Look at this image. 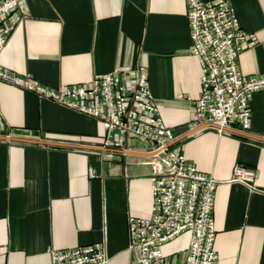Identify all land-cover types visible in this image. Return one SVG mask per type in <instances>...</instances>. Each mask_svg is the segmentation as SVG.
I'll return each mask as SVG.
<instances>
[{
    "label": "crops",
    "instance_id": "obj_1",
    "mask_svg": "<svg viewBox=\"0 0 264 264\" xmlns=\"http://www.w3.org/2000/svg\"><path fill=\"white\" fill-rule=\"evenodd\" d=\"M24 1L26 19L0 54L2 67L58 88L144 66L174 141L204 125L195 122L202 69L190 51L186 0ZM229 2L257 38L238 66L247 76L264 74V0ZM250 108L248 132L219 134L210 126L171 147L220 182L217 264H264V142L239 135L262 138L264 92L253 95ZM0 135L102 147L105 131L94 117L0 82ZM152 148L132 140L123 150L143 153L136 156L0 140V264H52L54 248L96 243L104 244L109 264H139L128 247L129 217H151ZM235 165L255 171L258 191L229 182ZM190 240L185 233L164 245L165 264H184Z\"/></svg>",
    "mask_w": 264,
    "mask_h": 264
},
{
    "label": "built area",
    "instance_id": "obj_2",
    "mask_svg": "<svg viewBox=\"0 0 264 264\" xmlns=\"http://www.w3.org/2000/svg\"><path fill=\"white\" fill-rule=\"evenodd\" d=\"M186 4L190 51L202 69L195 122L212 123L219 134L226 128L248 132L250 102L255 93L264 92V74L244 75L238 58L257 38L242 28L229 0H186ZM24 7V0H0V54L26 19ZM125 73L116 69L86 83L53 88L0 65V82L98 119L105 131L101 146L106 149H127L132 140L153 144L151 153L156 154L149 162L152 214L147 219L129 217V249L137 250L139 264H165L164 245L190 233L184 264H217L213 206L220 182L196 168L183 152L167 147L175 134L160 114L146 67ZM232 171L230 183L258 191L255 171L243 165H235ZM89 175L95 176L91 169ZM50 256L52 264H109L103 243L54 248Z\"/></svg>",
    "mask_w": 264,
    "mask_h": 264
},
{
    "label": "water",
    "instance_id": "obj_3",
    "mask_svg": "<svg viewBox=\"0 0 264 264\" xmlns=\"http://www.w3.org/2000/svg\"><path fill=\"white\" fill-rule=\"evenodd\" d=\"M210 126L217 127L216 125H214L212 123L201 125L199 127H196L195 130H191V131L187 132L186 134L181 136V138H178L175 141L171 142V144H169L167 147H172L177 142L181 141L183 138H186V137L196 133L197 130H200V129H203V128H208ZM226 130L230 131V132H235L232 129H228V128H226ZM240 134L245 136V137H247V138H250V139H253V140L256 139V140L264 142V138H261V137L255 136V135L251 136V135H249L247 133H239V135ZM0 140H2V141L7 140V141L17 142V143H20V142L21 143H28V144H34V145L35 144H41V145H46V146L50 145V146L60 147V148L66 147V148H72V149H86V150H91V151L99 150V151H106V152H108V151H110V152H119L121 154L125 153V154H131V155H136V156H138V155L142 156V154H143V153H140V152L135 153V152L127 151V150L120 151V150L109 149V148L108 149H104V148L98 147V146H87V145H83V144H79V145L70 144L68 142H60V141H54V140H50V139L49 140H39V139H35V138L34 139H30V138H26V137H22V136L17 137V136H12V135H5V136L0 135ZM154 154H156V152H152L151 156L154 155Z\"/></svg>",
    "mask_w": 264,
    "mask_h": 264
}]
</instances>
